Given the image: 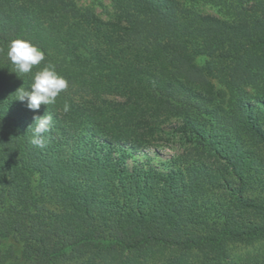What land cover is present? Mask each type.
I'll return each mask as SVG.
<instances>
[{"label":"trees","instance_id":"16d2710c","mask_svg":"<svg viewBox=\"0 0 264 264\" xmlns=\"http://www.w3.org/2000/svg\"><path fill=\"white\" fill-rule=\"evenodd\" d=\"M109 2L0 0V264H264V0ZM14 39L45 54L29 74ZM48 63L69 87L30 110Z\"/></svg>","mask_w":264,"mask_h":264},{"label":"clouds","instance_id":"9594fccd","mask_svg":"<svg viewBox=\"0 0 264 264\" xmlns=\"http://www.w3.org/2000/svg\"><path fill=\"white\" fill-rule=\"evenodd\" d=\"M6 55L12 62L17 75L29 74L34 66H38L45 61L44 52L26 39L12 40ZM68 87L69 82L67 79L56 71L53 64L48 63L35 73L30 90L21 87L15 92L16 99L26 102V106L30 110H38L41 105H54L57 102V97L66 91ZM63 111H69L67 103L64 105ZM29 128L31 129V145L43 149L46 146L45 134L53 128V117L46 114L35 116L34 123Z\"/></svg>","mask_w":264,"mask_h":264},{"label":"rangeland","instance_id":"374dc122","mask_svg":"<svg viewBox=\"0 0 264 264\" xmlns=\"http://www.w3.org/2000/svg\"><path fill=\"white\" fill-rule=\"evenodd\" d=\"M77 2L81 6H91L102 17H106L105 12L107 10H111L109 0H77ZM205 9L206 11H211L213 8H210L209 5H206ZM177 123H179V120L175 117H162L161 121L159 122V130L155 137L156 141L158 143H165L169 145L168 147H159L158 151L160 154H173L179 151L186 144L184 139L174 131V126ZM148 153L149 156L154 157L152 160L154 163H158L161 159L154 152L149 151ZM139 159L142 160L143 157L141 156Z\"/></svg>","mask_w":264,"mask_h":264}]
</instances>
